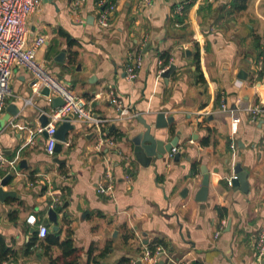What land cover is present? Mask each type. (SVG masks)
<instances>
[{
  "label": "crops",
  "instance_id": "obj_1",
  "mask_svg": "<svg viewBox=\"0 0 264 264\" xmlns=\"http://www.w3.org/2000/svg\"><path fill=\"white\" fill-rule=\"evenodd\" d=\"M98 1L41 0L27 18L28 45L45 39L37 62L84 97L100 123L72 116L75 129L59 154L48 155L40 117L54 102L29 70L14 68L0 114V141L11 162L1 176L12 174L4 190L15 192L0 200V249L14 251L5 264H50L63 253L45 241L55 231L48 189L61 200L60 241L71 234L78 264H117L122 257L131 264L157 242L167 250L157 264H261L255 241L264 221V113L253 121L248 109L264 108V0H249L246 8L233 0H195L179 25L175 6L182 0H115L109 29L97 22ZM67 36L79 43L71 48ZM62 51L64 60H57ZM137 52L143 64L129 81L125 64ZM171 65L166 81L161 74ZM158 112L175 119L158 129ZM137 115L165 144L178 137L177 152L143 166L133 141L145 130ZM101 136L115 145L97 149ZM238 163L249 173L247 192L228 184ZM107 167L116 178L113 198L96 190ZM202 168L210 174L205 201L197 199ZM31 214L49 232L28 247L38 233L27 223Z\"/></svg>",
  "mask_w": 264,
  "mask_h": 264
},
{
  "label": "built area",
  "instance_id": "obj_2",
  "mask_svg": "<svg viewBox=\"0 0 264 264\" xmlns=\"http://www.w3.org/2000/svg\"><path fill=\"white\" fill-rule=\"evenodd\" d=\"M149 1V0H148ZM192 2V0H182L175 7L176 15L182 16L185 11V6ZM41 5V0H0V114H2L8 105V97L10 96V80L15 67H24L29 70L36 80L37 89H43L48 87L50 94V100L57 96L62 97L65 103L57 108H53L51 111L45 113L49 122L40 126V131H46L47 141L45 150L50 156L55 154V148L59 139L55 137L58 127L65 121H73V118L81 119L92 124H99V119H94L90 114V110L87 108V101L80 95H75L72 90L62 83L58 77L52 75L44 65L37 62L36 56L39 48L44 45L45 39L39 36L33 45H28V29L26 26L27 18L37 12V9ZM99 14L97 22L100 27L104 29L110 28L112 15L114 12L115 4L112 0H99L98 3ZM179 25V22H176ZM262 68L264 69V50L261 53ZM142 53H130L129 58L125 64L126 78L134 80L138 75V70L142 67ZM169 67V66H168ZM167 67V68H168ZM167 69H164V72ZM222 110H228L226 100L223 99ZM253 121H258L261 113H264V108L259 105H255L248 109ZM114 138L101 136L96 147L102 150L106 146H114ZM236 143L232 144L234 148ZM177 152V147L171 149V155ZM7 164H11L5 155L3 145L0 141V170ZM30 185H34V182H30ZM228 184L231 186L232 182L229 180ZM116 178L111 172L110 167L104 170L103 178L98 182L96 190L104 197L113 198L115 195ZM47 193L53 197L50 207L53 209L58 208L61 204V200L54 196V193L50 189ZM27 223L38 230V238H44L49 230L46 224L40 222L35 214H31L27 217ZM219 232H217V235ZM257 249V260L261 262L264 258V221L262 227L258 233L255 241ZM152 246L145 245L143 251L135 261L131 264H136L137 260H140L141 264H157L162 255H167V250L162 245ZM169 257V256H168ZM169 260L171 258L169 257ZM5 264V262H4ZM177 264H184L177 262Z\"/></svg>",
  "mask_w": 264,
  "mask_h": 264
},
{
  "label": "water",
  "instance_id": "obj_3",
  "mask_svg": "<svg viewBox=\"0 0 264 264\" xmlns=\"http://www.w3.org/2000/svg\"><path fill=\"white\" fill-rule=\"evenodd\" d=\"M45 1H52V0H45ZM94 20V16H90V20L88 22L92 23ZM65 51L60 52L56 59L63 61L65 58ZM176 65H171L162 72L161 76L164 78L166 81L168 77L170 76L171 72L175 69ZM246 72L244 70H241L239 73V78H245ZM42 92L45 93L46 95L50 94L49 88L44 87L42 89ZM54 102V108H57L58 106H61L65 103L63 101L62 97L57 96L56 98L53 99ZM10 113L17 115L19 113V109L16 105H11L9 107ZM157 119L155 122V126L158 129L166 128L168 126V123L173 122L175 117L169 116L168 118L165 117V114L163 112H158L156 115ZM136 118L140 123L143 124L145 127V130L142 132H139L138 134L135 135L133 138L134 144L136 146L135 149V154H137V158L140 161V163L143 166H148L151 163L152 157L156 156L158 158H162L165 153L169 152L173 147H175L178 143V137L174 138L167 144L164 143V141L157 139L156 136L151 132L152 125L147 122L146 119L142 118V116L137 115ZM41 124L42 126L46 125L49 120L46 114H43L40 117ZM264 119H262V122ZM114 126V125H113ZM1 128V125H0ZM113 128V127H112ZM75 129V125L71 121H65L61 123L58 127V130L56 132L55 137L59 139L57 146L55 148V153L59 154V152L62 149V143L66 142L68 140L67 134L70 130ZM43 134L45 137H47L46 131H43ZM179 156V153L177 157ZM55 161L57 163H64L66 162L65 159H61L60 157H56ZM25 163V161H22V164ZM21 164V163H20ZM235 176L231 179L232 186H239V189L242 191L247 192L249 190L248 188V171H245L242 169L241 165L238 163L235 167ZM202 173L204 174V178L202 180V185L201 188L198 191L197 194V199L201 201H205L208 194H209V179H210V174L207 171V169L202 168L201 169ZM12 178V174H7L5 176H1V170H0V200L4 201L6 197L15 195V192L13 190H4V187L9 184V181ZM48 214L50 220L53 222L54 227L53 230L58 231V212L55 211V209L50 208L48 209ZM34 230V229H33ZM136 264H141L140 260H137ZM261 264H264V258L261 260Z\"/></svg>",
  "mask_w": 264,
  "mask_h": 264
},
{
  "label": "trees",
  "instance_id": "obj_4",
  "mask_svg": "<svg viewBox=\"0 0 264 264\" xmlns=\"http://www.w3.org/2000/svg\"><path fill=\"white\" fill-rule=\"evenodd\" d=\"M112 1L115 2V0H112ZM194 1L195 0H192V2H190L189 4H187L185 6L186 8H185L184 14L182 16H179L176 14L174 15L176 22H179V24L184 22V18L187 15L188 9L190 8L189 6H191V4L194 3ZM248 1L249 0H233L232 2H234V3L232 6H235L236 8H238V7L246 8ZM67 39H68V46H70L71 48H73L74 45H77L79 43L75 38L72 39L70 36H67ZM167 54L168 53H166V55L163 54L161 57L163 62H164V65H166V66H167V64H169V62H168L169 56ZM71 55H75V53L73 52V53H71ZM259 73H260L259 77L261 78L263 72L260 71ZM38 240L39 239H38V233H37L33 236V239L29 243L28 247L34 245ZM0 241L3 243L1 235H0ZM45 241L49 244V246L50 245H57L59 248H62V251H63L61 256H59L57 258H53L51 256L50 257V259H51L50 264H78V262H79V249L76 248V246L74 244V239L72 238L71 234L67 235L65 239L60 241V231H54V232H52L46 236ZM155 245H161V244H159L158 242L153 243V245H151L153 249L156 248ZM103 253L104 252H102V254ZM12 254H14V251L8 246H4V248L0 249V264H4V261H6L8 256H10ZM95 264H97V263H95ZM117 264H130V260L126 257H122Z\"/></svg>",
  "mask_w": 264,
  "mask_h": 264
}]
</instances>
